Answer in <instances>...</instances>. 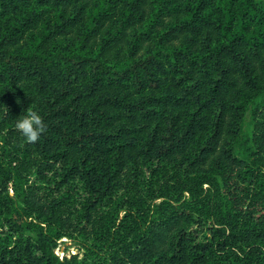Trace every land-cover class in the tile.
<instances>
[{
	"label": "trees",
	"instance_id": "16d2710c",
	"mask_svg": "<svg viewBox=\"0 0 264 264\" xmlns=\"http://www.w3.org/2000/svg\"><path fill=\"white\" fill-rule=\"evenodd\" d=\"M0 264H264V1L0 0Z\"/></svg>",
	"mask_w": 264,
	"mask_h": 264
},
{
	"label": "rangeland",
	"instance_id": "374dc122",
	"mask_svg": "<svg viewBox=\"0 0 264 264\" xmlns=\"http://www.w3.org/2000/svg\"><path fill=\"white\" fill-rule=\"evenodd\" d=\"M33 179L34 177L32 176L30 178V181L32 182ZM204 189H206V186H204ZM65 194L69 195L72 201L74 202L72 213H73L74 219L78 221L77 210L79 209V204L84 198L82 186L80 185V183L74 182L70 187H67ZM122 205H123V196L119 193L116 196V198H114L113 201L110 203V206L106 207L105 209H108L111 207L109 211L111 213H115L117 211H120V207ZM121 216L122 215L120 214V217ZM94 235L95 234L93 232H87V233H81L79 235H75L74 239L62 238L58 243V247L55 250V254L59 257L60 260L69 259L70 257H73V256L78 257V259L81 260L84 258V251L78 245V243L88 242L91 245H95L96 242L94 241ZM98 246H100L99 252L101 251L103 258L106 259L108 256V251H107L108 246L99 244L95 246L96 251L98 250L97 249Z\"/></svg>",
	"mask_w": 264,
	"mask_h": 264
},
{
	"label": "clouds",
	"instance_id": "9594fccd",
	"mask_svg": "<svg viewBox=\"0 0 264 264\" xmlns=\"http://www.w3.org/2000/svg\"><path fill=\"white\" fill-rule=\"evenodd\" d=\"M14 127L30 143L37 142L46 131L45 121L36 110H32L27 115L16 118Z\"/></svg>",
	"mask_w": 264,
	"mask_h": 264
},
{
	"label": "crops",
	"instance_id": "0c3cea01",
	"mask_svg": "<svg viewBox=\"0 0 264 264\" xmlns=\"http://www.w3.org/2000/svg\"><path fill=\"white\" fill-rule=\"evenodd\" d=\"M264 1V0H263Z\"/></svg>",
	"mask_w": 264,
	"mask_h": 264
}]
</instances>
